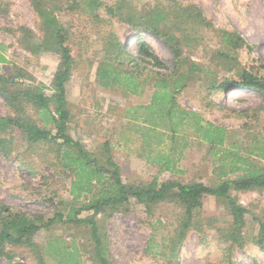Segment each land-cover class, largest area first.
Masks as SVG:
<instances>
[{
    "label": "rangeland",
    "instance_id": "1",
    "mask_svg": "<svg viewBox=\"0 0 264 264\" xmlns=\"http://www.w3.org/2000/svg\"><path fill=\"white\" fill-rule=\"evenodd\" d=\"M37 1L52 10L63 26L73 59L65 91L70 115L66 134L100 166H106L110 155L119 167L123 184L138 185L157 179L216 186L236 177L220 175L225 171L219 168L221 159L228 151L250 154L264 165L263 95L218 88L224 78L238 77L242 70L253 65L264 77V0H97L98 9L89 4L90 0H78L72 10H66L72 0ZM120 3L123 20L118 10L116 15L106 14L105 6L117 8ZM155 10L169 13L160 27L177 46L178 71L168 42L141 26L135 31L132 24L125 22L130 14L135 23L145 19L151 24L155 21ZM222 32L237 34L241 44L237 48L226 44ZM44 37L45 27L33 0H0V44L7 61L0 66V75L24 84L15 85L11 93L31 89L47 97L53 94L51 83L60 58L41 49ZM110 37L133 57L134 40H144L163 68L139 60L137 63L144 73L138 88L130 86L127 90L119 85L104 88L97 80L96 71L105 57ZM156 74L170 77V93L175 87L180 89L175 95L177 113L192 112L227 129V144L212 148L201 142L186 119L177 128V138H170L165 130L177 121V114L175 120L162 117V127L157 125L159 115L153 116L156 119L153 123L164 133L158 141L156 132L149 130L153 126L146 114ZM22 104V109H18L17 102H7L0 92V118H21L55 133L51 126L39 122L31 106ZM48 105L51 110L55 107L52 101ZM160 150L169 160L175 158L171 171H163V166L152 162ZM66 152L65 146L26 142L18 130L0 126V204L13 213L45 220L55 213L67 214L72 207L80 209L118 194L115 187L108 186V177L101 186L92 182L90 194L83 193L74 199L70 193L76 176L64 165ZM229 195L248 210L239 245L226 240L232 217L223 198L202 199V232L187 231L179 244H175L173 237L183 216L182 206L159 204L150 215L134 198L115 209L106 205L95 220L99 233L106 239L109 264H264V253L253 243L258 222L264 223V189L239 191L231 187ZM89 215L91 212H83L79 217ZM32 242L41 247L51 242L62 249L70 243L75 246L77 263L65 254L58 257L53 253L46 256L45 264H96L87 225L57 221L36 232ZM0 248L3 249L0 264H41L24 245L1 242Z\"/></svg>",
    "mask_w": 264,
    "mask_h": 264
},
{
    "label": "trees",
    "instance_id": "2",
    "mask_svg": "<svg viewBox=\"0 0 264 264\" xmlns=\"http://www.w3.org/2000/svg\"><path fill=\"white\" fill-rule=\"evenodd\" d=\"M94 1L90 0L89 4L95 6V9H98L100 4L97 0ZM78 2V0H72L71 5H68L66 10H72L74 6H77ZM33 5L45 27V37L40 44L41 49L45 52H54L60 58L58 69L51 83L53 94L47 97L41 91H31V89L11 93L10 90L15 85L24 86V84L12 77L5 78L1 75L0 92L7 102H17L18 109H22V103L31 106L39 122H42L45 126H51L55 133L43 129L35 123L25 122L21 118H0V126H7L18 130L23 140L29 143L46 142L53 143L59 147L65 146L67 152L63 157L65 161L64 165L76 176V180L71 183L70 193L74 199H78L83 193L90 194L93 188L92 182L101 186L106 182L105 180L108 177V186L115 187L118 194L104 200L98 199L80 209L72 207L67 214L55 213L53 217L45 220L43 218L33 219L22 213H13L9 208L0 204V243L8 242L14 245L26 246L31 253L35 254V257H37L38 262H41V264H45L46 256L48 254L51 256L53 253L58 254V257L65 254L73 263H77L79 258L76 257L77 254L73 243L68 244L63 249L54 247L51 242L45 247H41L32 242V237L41 228H49L57 221L76 225L82 224L89 227L91 239L94 244L93 252L96 264H109L106 239L99 233L95 220L97 214L103 212L106 205H110L115 209L117 205L127 203L129 198H134L136 202L143 205L145 212L150 215L154 207L159 204L172 203L175 206H182L183 216L179 219V227L173 237L175 244H179L185 238L187 231L194 230L198 233L202 232L200 216L203 206L202 199L205 196L225 199L232 217L231 230L226 240L238 243L241 230L245 225L244 215L248 213V210L239 205L229 195V190L231 187L239 191L264 189V165L260 164L255 159L256 157H251L250 154L243 155L240 151H236L235 153L228 151L221 159L222 164L219 168L225 171L220 175H236V177L222 181L216 186H207L201 183L181 184L174 181L159 182L157 179L138 185L123 184L119 167L114 163L110 155L106 159V166H100L93 157L83 150L79 143L75 142L66 134L70 115L67 109L65 91L72 70L73 59L70 54V49L66 45L63 26L58 22L56 16L53 15L52 10L46 9L37 0H33ZM54 8L57 9L56 7ZM122 9L123 5L121 3L117 5V8L105 6L106 14L109 16L116 15V11L118 10V15L121 20L124 19V16L121 14ZM153 12L155 14V21L151 24L142 18L141 23H135V18L130 14L126 15L128 17L125 22L132 24L131 27L132 29L134 28L133 30L141 26L149 34H154L168 42L178 71L180 61L177 46L171 42V39L166 35L164 29L160 27V23L166 20L169 13L166 10H160L158 13H156V10ZM221 38L226 44L235 48L242 42V39L235 33L222 32ZM134 43L136 47L135 57L127 54L123 46L114 37L113 39L111 37L109 38V43L105 47V57L98 65L96 71L97 80L101 86L108 88L112 85H119L127 90L130 86L138 88L140 85L139 81L144 73L137 63L139 60L156 68H163L161 60L155 55L148 43L140 38L135 39ZM2 49L3 46L0 44V66L7 63ZM154 78L156 79L153 85L154 92L151 96L150 105L146 107V112H148L146 114L149 116L148 123H151L153 126L151 127L150 125L149 130L156 132L158 141H160L164 134L159 129V127H162V124L164 125L162 117L167 120H175L174 115L177 114V121L168 125L170 129L165 130L170 133V138L174 140L177 138V128L186 119L189 126L194 130V135L201 142L207 143L212 148H219L227 144L229 134L227 129L207 122L195 113L186 111H182L181 113L176 112L175 95L179 93L180 89L175 87L172 93L168 91L169 76L161 77V74H156ZM218 88L223 90L233 88L254 91L262 94L264 97V77L260 75V69L253 65L242 70L238 77L232 79L224 78L219 83ZM49 101L55 104L53 110L48 105ZM153 105L157 109L155 110V107H153V110L148 111L149 107ZM156 114L159 115L157 118V125L159 127L153 123V120H156L153 116ZM173 142L171 141V143ZM68 148H72L74 151H70ZM105 151L109 154L107 146ZM157 152L155 161L152 162L163 166L161 169L163 171H171L175 163V158L169 160L167 154L161 153V150ZM83 212H91V215L80 218L79 215ZM257 221L259 220L257 219ZM258 223V234L253 238V243L264 253V223L262 221ZM2 251L3 249L0 248V254L3 253ZM172 252H174V248Z\"/></svg>",
    "mask_w": 264,
    "mask_h": 264
}]
</instances>
